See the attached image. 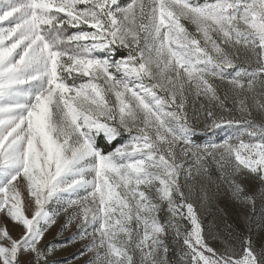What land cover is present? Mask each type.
I'll use <instances>...</instances> for the list:
<instances>
[{"label": "snow or ice", "instance_id": "obj_1", "mask_svg": "<svg viewBox=\"0 0 264 264\" xmlns=\"http://www.w3.org/2000/svg\"><path fill=\"white\" fill-rule=\"evenodd\" d=\"M68 246L264 264V0H0V264Z\"/></svg>", "mask_w": 264, "mask_h": 264}, {"label": "rangeland", "instance_id": "obj_2", "mask_svg": "<svg viewBox=\"0 0 264 264\" xmlns=\"http://www.w3.org/2000/svg\"><path fill=\"white\" fill-rule=\"evenodd\" d=\"M122 3H126L127 0H121ZM6 26V24H5ZM220 136H223L224 133H220ZM20 231H22L19 228H13V235H19ZM56 229L53 228L52 230H50V234L48 235V239L51 240L53 238V236L55 235ZM79 245H77L76 247H78ZM76 247L73 246H68L66 249L58 251L56 254L55 259L59 260L60 264H65V258H67L68 260L71 259L70 254L76 251Z\"/></svg>", "mask_w": 264, "mask_h": 264}]
</instances>
